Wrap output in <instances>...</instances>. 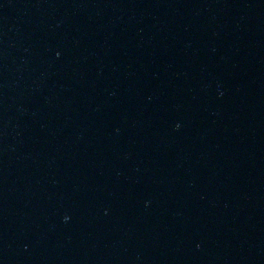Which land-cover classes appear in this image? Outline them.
Returning <instances> with one entry per match:
<instances>
[{
  "label": "water",
  "instance_id": "water-1",
  "mask_svg": "<svg viewBox=\"0 0 264 264\" xmlns=\"http://www.w3.org/2000/svg\"><path fill=\"white\" fill-rule=\"evenodd\" d=\"M0 264H264V0H58L0 70Z\"/></svg>",
  "mask_w": 264,
  "mask_h": 264
}]
</instances>
